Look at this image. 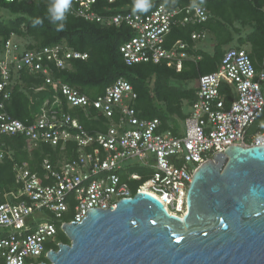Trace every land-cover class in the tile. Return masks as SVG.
Listing matches in <instances>:
<instances>
[{
    "label": "built area",
    "instance_id": "built-area-1",
    "mask_svg": "<svg viewBox=\"0 0 264 264\" xmlns=\"http://www.w3.org/2000/svg\"><path fill=\"white\" fill-rule=\"evenodd\" d=\"M120 1L72 0L68 13L103 26H127L132 35L119 46L126 65L163 63L180 71L190 58L188 44L176 40L167 45V35L174 25L206 21V8L158 4L141 15L118 7ZM205 36L194 31L190 37L196 42ZM14 37L0 39V136H21L29 149L45 144L63 150L73 142L75 155L56 163L43 158L40 174L27 161L13 164L17 189L0 192V264H39L42 257L48 263L49 249L55 250L51 246L58 245V233L64 234L62 223L81 222L87 209L114 208L137 192L153 195L169 213L180 216L200 164L229 145H264V69L254 66L244 48L225 49L217 69L198 76L195 99L173 132L158 118L138 116L136 92L124 78L91 98L53 75V68L86 59V52L63 43L28 49ZM21 72L41 76L43 86L36 91L50 85L68 108H80L86 116L89 109L96 110L95 118L101 116L105 128L85 129L77 116L64 111L56 95L31 118L13 117L6 105ZM10 157L0 141V162Z\"/></svg>",
    "mask_w": 264,
    "mask_h": 264
},
{
    "label": "trees",
    "instance_id": "trees-1",
    "mask_svg": "<svg viewBox=\"0 0 264 264\" xmlns=\"http://www.w3.org/2000/svg\"><path fill=\"white\" fill-rule=\"evenodd\" d=\"M147 11L135 8L136 0H121L118 7L136 13L146 14L158 4L169 8L185 5H202L208 12V18L202 23L174 25L167 35L166 44L182 40L188 44L189 59L184 60L180 71L163 63H138L126 65L123 62L119 46L132 35L127 26H103L88 22L80 17L66 14L65 21L50 23L48 7L51 0H0V39L11 35L25 39L23 46L38 49L44 46L65 44L74 50L86 52L84 60H70L65 69L53 68V75L81 93L95 98L102 94L105 87L118 78L126 79L136 92L133 106L139 117L144 119L158 118L162 127L173 132L179 130L181 122L187 115V109L195 99V85L185 86L189 81H196L198 76L215 71L224 52V44L232 41V27L236 22L248 26L245 36H238L236 47L249 45L246 51L254 66L264 65V0H149ZM39 18L43 22L34 24ZM62 25V28L60 27ZM205 32L213 38L212 51L197 48L191 39L192 32ZM235 34L239 29L234 28ZM21 82L14 85L6 110L15 118L25 120L36 113L46 99L53 95L62 101V108L73 116H77L83 127L89 131L94 128L104 129V119L97 116L94 109L88 110V116L77 107L68 108L60 92L54 91L50 85L43 86L39 75L21 72ZM185 108V110H184ZM0 141L11 152V157L0 162V192L16 190L13 164L27 161L33 171L42 172L41 161L48 158L52 163L61 159H69L75 155V144H66L65 149L41 144L29 149V143L21 136H0ZM66 219V218H65ZM61 243H69V239L61 231L57 235ZM57 249V245H52ZM46 262L45 258L40 259Z\"/></svg>",
    "mask_w": 264,
    "mask_h": 264
},
{
    "label": "water",
    "instance_id": "water-1",
    "mask_svg": "<svg viewBox=\"0 0 264 264\" xmlns=\"http://www.w3.org/2000/svg\"><path fill=\"white\" fill-rule=\"evenodd\" d=\"M224 151L193 173L182 215L146 192L87 209L39 264H264V145Z\"/></svg>",
    "mask_w": 264,
    "mask_h": 264
},
{
    "label": "rangeland",
    "instance_id": "rangeland-1",
    "mask_svg": "<svg viewBox=\"0 0 264 264\" xmlns=\"http://www.w3.org/2000/svg\"><path fill=\"white\" fill-rule=\"evenodd\" d=\"M234 28L239 29V33L235 34ZM249 30H250V28L248 26H241L240 24L235 22L233 24V27H232L233 39H232L231 42H229L227 44H224L222 48L225 50V49H227L229 47H236L238 45L237 40H236L237 37L238 36H245L249 32ZM15 39L22 46H24L26 44V42H27L25 39H22V38H19V37L15 38ZM195 43H196L195 46L197 48H202V49H204L206 51H210V52L212 51L213 38L210 35L205 36L204 39L198 40ZM242 47L246 51L249 49V45L248 44H244V45H242ZM194 85H196V81H189V82H187L185 84V86H187V87H191V86H194ZM184 110H185V108H184ZM254 129H255V125L251 126L249 128V131H253ZM130 161H131L130 163H134L135 166H136V164L141 166L140 162L135 160V159H131Z\"/></svg>",
    "mask_w": 264,
    "mask_h": 264
},
{
    "label": "clouds",
    "instance_id": "clouds-1",
    "mask_svg": "<svg viewBox=\"0 0 264 264\" xmlns=\"http://www.w3.org/2000/svg\"><path fill=\"white\" fill-rule=\"evenodd\" d=\"M72 0H51L48 7V19L50 23L56 24L57 21H65L66 14L70 11ZM150 7L149 0H136L135 8L140 11H147ZM43 21L37 18L34 24H41ZM62 28V25L60 26Z\"/></svg>",
    "mask_w": 264,
    "mask_h": 264
},
{
    "label": "crops",
    "instance_id": "crops-1",
    "mask_svg": "<svg viewBox=\"0 0 264 264\" xmlns=\"http://www.w3.org/2000/svg\"><path fill=\"white\" fill-rule=\"evenodd\" d=\"M257 69H264V65H259V64H257V66H255ZM188 109H189V107H188ZM188 109H187V111H188Z\"/></svg>",
    "mask_w": 264,
    "mask_h": 264
}]
</instances>
